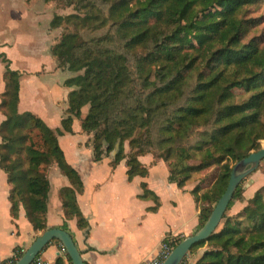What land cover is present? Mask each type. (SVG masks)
Returning <instances> with one entry per match:
<instances>
[{"label":"trees","instance_id":"16d2710c","mask_svg":"<svg viewBox=\"0 0 264 264\" xmlns=\"http://www.w3.org/2000/svg\"><path fill=\"white\" fill-rule=\"evenodd\" d=\"M67 3L76 12L55 14L50 21L51 29H60L50 46L56 67L76 73L64 81L71 89L60 128L49 127L31 111H18L20 72L0 54L5 65L0 168L10 185L12 219L22 206L34 231L50 228L47 171L55 163L69 181L58 191L64 215L60 228L68 231L67 220L72 218L80 229L88 226L77 202L81 178L58 142V135L72 132L73 118H80L87 105L80 123L82 131L90 134L93 160L109 155L119 140L112 164L125 158L129 179L147 173L139 160L147 153L165 162L168 180L179 187L192 174L214 165L212 184L203 186L206 178L199 179L191 190L204 204L198 230L224 192L232 166L262 147L264 14L254 13L264 0ZM105 27L102 35L84 36L83 32ZM194 159L198 162L191 163ZM242 185L243 181L218 227L191 246L188 253L204 247L195 264H264V185L238 212L227 214L235 201L243 200ZM142 186L146 197L151 192ZM183 238L165 241L174 248ZM65 260L72 264L68 256H58L54 264Z\"/></svg>","mask_w":264,"mask_h":264},{"label":"crops","instance_id":"0c3cea01","mask_svg":"<svg viewBox=\"0 0 264 264\" xmlns=\"http://www.w3.org/2000/svg\"><path fill=\"white\" fill-rule=\"evenodd\" d=\"M50 21L47 18L44 22L41 0H0V54L9 60L11 69L20 72L17 109L33 112L54 129L60 128L65 115L71 88L64 81L71 75L56 67L50 53L49 47L59 33L58 29L50 28ZM4 72L5 65L0 59V101L5 88ZM4 118L0 111V123ZM74 122L73 119L72 132L58 135V142L83 185L77 193V202L88 226L80 229L75 218L67 220V226L85 263L148 264L166 238L185 237L196 231L200 204L191 190L199 179L191 184L192 175L179 187L168 180L165 162L155 160L151 153L139 157L147 173L129 179L125 158L112 164L116 150L99 161L93 160L90 134L82 131L79 120ZM47 176L50 190L46 224L60 228L64 215L58 191L69 181L55 163L48 168ZM143 184L152 194L142 196ZM9 188L6 174L0 168V261L8 258L16 247L26 249L41 233L33 230L22 206L17 218L12 219ZM242 206L240 203L239 207ZM61 247L59 241L50 242L41 255L54 264L58 256L66 259ZM203 250L200 247L188 253L184 264H195Z\"/></svg>","mask_w":264,"mask_h":264},{"label":"water","instance_id":"95a60500","mask_svg":"<svg viewBox=\"0 0 264 264\" xmlns=\"http://www.w3.org/2000/svg\"><path fill=\"white\" fill-rule=\"evenodd\" d=\"M118 148L119 140H117L114 150L117 151ZM263 160L264 147H261L256 151L250 152L232 166L226 188L215 203L204 224L193 234L185 236L171 250L162 264H180L193 244L201 240H206L209 237L220 224L221 218L239 183L254 172ZM53 239L61 243L65 249L66 255L71 259L72 264H85L71 234L59 227L47 228L38 234L14 264H30V262L41 253Z\"/></svg>","mask_w":264,"mask_h":264},{"label":"rangeland","instance_id":"374dc122","mask_svg":"<svg viewBox=\"0 0 264 264\" xmlns=\"http://www.w3.org/2000/svg\"><path fill=\"white\" fill-rule=\"evenodd\" d=\"M41 1H42V5H43L44 22L47 20V18L52 19L55 14L65 15V14L76 12L75 7L73 5H70V6L67 5L68 4L67 0H41ZM254 14L255 15L264 14V5H262ZM52 30H54V29H52ZM58 30H59L58 31L59 33L56 36V39L59 38V34H60V29H58ZM106 30H107V27L99 29L98 31L83 32V33H84L85 37L99 36V35H102V33H104ZM116 46H119V44H116ZM45 50H46V48H45ZM49 50H50V47H49ZM60 69L67 70L71 76H74L76 74L75 72H73L72 70H70L67 67L60 68ZM71 76H69V77H71ZM87 109H88L87 105L82 108L81 117H83L86 114ZM80 118L75 117L73 119L75 120V122L77 120H79V122H80ZM75 122H74V124H75ZM194 139H196V135H195ZM39 140L40 139H38V141ZM261 144H262V147H264V140H261ZM125 147L128 148L127 142L124 143V148ZM154 159L156 160V158H154ZM197 162H198L197 159H194L193 161H191V163H197ZM216 173H217V170L214 169V165H210V167L206 168L205 170H202L200 172H196V173L192 174L193 179H191V184H194V180H196V181L198 179L204 180L206 178V180H205L206 185H203V186H210L216 177ZM196 176H197V179H196ZM242 181H243V185H242L243 200H241L239 202L235 201L233 206L227 211V214H235L236 212H238L241 209V207H239V204L242 203L244 205L248 201V199L253 196L254 192L258 188H260L261 186L264 185V162L260 163L258 168L254 172L249 174L247 177H245ZM196 184L197 183L195 182L194 185H196ZM199 204H200V208H201L203 203H199Z\"/></svg>","mask_w":264,"mask_h":264},{"label":"built area","instance_id":"2783aa9c","mask_svg":"<svg viewBox=\"0 0 264 264\" xmlns=\"http://www.w3.org/2000/svg\"><path fill=\"white\" fill-rule=\"evenodd\" d=\"M173 248L170 246L168 242L165 240L161 243L160 249L156 255L155 258H153L148 264H162L164 260L167 258L169 253L171 252ZM25 251V248L22 247H16L12 251V254L0 261V264H14L18 258L23 254ZM61 251L65 252L64 247H61ZM30 264H51L47 259H45L42 255H37L31 262Z\"/></svg>","mask_w":264,"mask_h":264}]
</instances>
